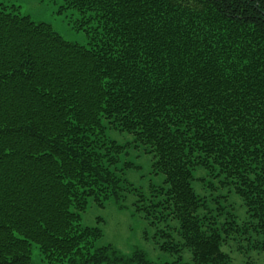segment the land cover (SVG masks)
<instances>
[{
	"label": "trees",
	"instance_id": "obj_1",
	"mask_svg": "<svg viewBox=\"0 0 264 264\" xmlns=\"http://www.w3.org/2000/svg\"><path fill=\"white\" fill-rule=\"evenodd\" d=\"M63 1L92 14L88 47L0 3V264H32V245L46 264H229L232 235L264 253V0ZM103 121L152 155L164 186L145 218L178 221L189 262L96 247L101 232L81 224L89 201L129 187L117 165L130 144ZM196 168L242 200L247 223L194 192Z\"/></svg>",
	"mask_w": 264,
	"mask_h": 264
},
{
	"label": "rangeland",
	"instance_id": "obj_2",
	"mask_svg": "<svg viewBox=\"0 0 264 264\" xmlns=\"http://www.w3.org/2000/svg\"><path fill=\"white\" fill-rule=\"evenodd\" d=\"M0 3L9 8L14 6L16 11L28 16L34 22L49 24L64 40L86 47H88V38L84 27L88 31L96 26L95 20L81 26V21L90 19L92 14L88 12L81 16L78 11L65 8L63 0H0ZM103 125L108 139L119 145L130 144L125 147L117 165L119 175L127 181L129 187L127 191L121 193V198L117 202L109 200L103 207L89 201L84 211L80 213L81 224L96 227L101 232V238L95 243L96 247L110 246L125 256H130L135 250H139L145 253L148 259L158 263L174 261L178 256L189 262L191 252L182 246L183 240L178 221L167 219L165 222L152 225L154 217L145 218L144 206L152 200L159 199L153 196L157 195L156 190L164 186L163 176L154 175L152 172V155L146 153L143 146L136 147L133 135L113 130L106 121H103ZM126 162L131 163L132 167L125 168ZM219 180L209 175L206 170L196 168L193 172L192 188L199 197L210 204V207L217 200L218 207H224L222 211L233 215L235 224L241 227L248 221L246 208L230 188L221 187ZM140 196L145 200L143 204L140 202ZM224 219L220 216L219 223ZM162 231L168 235L167 239L161 235ZM250 233L256 240L255 234ZM233 236H228L229 241L227 240L222 247L229 264H264L263 252L253 250L246 241L231 240ZM165 241L179 245L180 250L162 251L159 246ZM30 251L32 264H46L37 246L32 245Z\"/></svg>",
	"mask_w": 264,
	"mask_h": 264
}]
</instances>
